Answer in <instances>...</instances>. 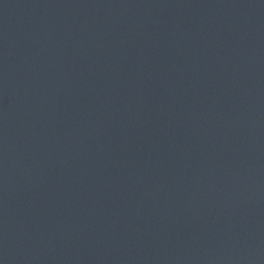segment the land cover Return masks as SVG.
Listing matches in <instances>:
<instances>
[{"label": "water", "instance_id": "obj_1", "mask_svg": "<svg viewBox=\"0 0 264 264\" xmlns=\"http://www.w3.org/2000/svg\"><path fill=\"white\" fill-rule=\"evenodd\" d=\"M0 264H264V0H0Z\"/></svg>", "mask_w": 264, "mask_h": 264}]
</instances>
